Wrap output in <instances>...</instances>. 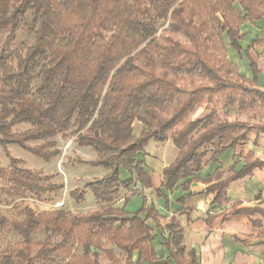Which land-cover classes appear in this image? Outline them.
<instances>
[{"label":"trees","instance_id":"16d2710c","mask_svg":"<svg viewBox=\"0 0 264 264\" xmlns=\"http://www.w3.org/2000/svg\"><path fill=\"white\" fill-rule=\"evenodd\" d=\"M235 2L238 9L233 7ZM168 17L170 32L181 34L187 43L157 40L156 23ZM262 18L264 0H0V36L8 33L13 38L25 27L33 40L23 56L14 57L0 48V146L9 160L7 169L0 168V179L37 199L61 191L62 185L22 168L6 151L8 146H17L50 162L60 155L52 141L59 135L74 138L79 148L94 153V160H77L78 164L105 172L85 186L99 206L92 213L73 217L60 211L36 214L25 208L20 212L21 221H9L0 214V228L10 225L23 241L15 264H44L77 240L84 253L70 257L69 264H99L88 257L93 246L90 234L95 231L109 237L127 259L137 252L134 264H165L156 258L150 230L138 217L146 213V219L156 220L154 209L145 210L143 205L132 218L121 219L122 213L114 208L121 191L133 184L132 179L121 182L120 171L134 168L139 183L151 188L136 162L137 155L150 141L171 139L178 155L163 170L164 188L170 191L186 180L185 189L198 180L196 175L207 156L202 149L210 147L208 162H215L247 141L256 127L221 122L212 113L197 121L188 117L211 104L212 97L234 90L241 95L237 103L241 110L264 105V89L255 87L259 77L255 64L250 61L251 81L236 74L240 82L234 83L221 77L233 66L223 53L220 57V47L225 50L222 33L240 53V26ZM102 32L109 33L108 37ZM12 56L14 66L10 65ZM180 75L188 76L189 81ZM244 96L250 99L245 101ZM227 100L234 104L230 94ZM135 122L143 127L138 137L133 135ZM178 124L181 128L169 137ZM18 125L28 129L14 132ZM255 168L264 169V163L247 156L239 173L222 181H218L222 175L215 174L217 182L207 191L216 193L215 202L225 200L227 185ZM155 193L161 197L160 192ZM70 196L75 202L84 200L80 190ZM82 227L91 230L83 241L78 234ZM40 229L61 236L62 241L39 244L33 253L31 236ZM166 231L169 236L163 246L169 261L199 264L194 252L184 259L182 229L175 219ZM0 264H13L11 256H5Z\"/></svg>","mask_w":264,"mask_h":264},{"label":"crops","instance_id":"0c3cea01","mask_svg":"<svg viewBox=\"0 0 264 264\" xmlns=\"http://www.w3.org/2000/svg\"><path fill=\"white\" fill-rule=\"evenodd\" d=\"M239 32L242 51L238 53L229 43L228 59L234 65L247 68V80L253 79L252 61L259 72V80L264 77V42L258 44L257 41L264 39V18L241 25ZM132 128L133 135L138 137L143 127L135 122ZM253 153L250 144H242L224 152L215 162H208L207 156L196 175L197 181L183 189L182 185L186 183L183 180L167 191L162 173L175 160L178 150L171 139L162 143L150 141L137 155L136 161L148 176L151 188L143 187L136 173L131 176L128 171L121 170L120 181L132 179L135 186L132 190L143 191V194H133L125 202L128 190L122 191L124 194L114 208L122 213L121 219L132 218L143 205L145 210L154 209L156 220L146 219V213L138 217L150 230L151 245L157 259L169 257L163 241L169 236L166 226L175 219L182 229L185 260L187 253L194 252L199 264H264V169L255 168L247 176L230 182L225 190V200L215 202L216 193L207 191L217 182L215 174L223 172L218 180L222 181L239 173L245 166L246 157ZM254 160L264 163L257 158ZM156 191L161 193V197L156 195ZM181 199L183 203L179 202ZM134 259H138L137 252Z\"/></svg>","mask_w":264,"mask_h":264},{"label":"rangeland","instance_id":"374dc122","mask_svg":"<svg viewBox=\"0 0 264 264\" xmlns=\"http://www.w3.org/2000/svg\"><path fill=\"white\" fill-rule=\"evenodd\" d=\"M18 0H13L16 2ZM235 9H238V4L235 2L233 5ZM74 17V15H73ZM219 19V15H216ZM206 19V17H205ZM170 19L169 17L165 20H160L156 23L157 34L156 38L161 42L165 39H172L180 41L182 43H187L186 39L181 34H175L169 30ZM102 35L108 37L109 33L102 32ZM222 44L224 45V52H222L221 43L220 47V57L222 58L223 54L230 62L227 56V47L229 46V41L225 36V33H222ZM33 40L29 36L25 27H21L13 38H9L8 33H4L0 36V48H5L7 53L14 55L23 56L26 50L31 46ZM264 42L263 40L257 41V43ZM260 43V44H261ZM223 53V54H222ZM13 57V56H12ZM14 57L10 61V65H15ZM231 63V62H230ZM233 70L230 69V73L225 71L221 74L223 79L229 80L234 83H239L240 80L236 74L246 78L247 68L244 69L241 66L234 65ZM182 79L189 81L188 76L180 75ZM196 79V78H193ZM247 79V78H246ZM250 79V78H249ZM251 81V80H249ZM187 83V82H186ZM37 84V81L34 82L33 90ZM256 89L262 91L264 89V77H260L257 84L255 85ZM231 95L234 99V104H230L227 100L228 95ZM241 95L238 94L237 90L231 92H225L219 95L212 97L211 104L204 105L201 109H198L194 114H191L188 119L192 121L201 120L210 113L213 114L214 118L221 122H239L246 123L252 128V131L247 136V141L244 144H250L251 148L255 153L251 154L250 160L260 159L264 161V105L259 103L249 106L248 108L241 110L238 108L237 103ZM250 97L244 96V100L248 101ZM181 126L176 125L170 132L169 137L173 136L174 131L180 129ZM27 125H18L13 128L14 132H20L27 130ZM74 128H70L69 131H72ZM68 131V132H69ZM66 132L64 135H67ZM74 138L66 137L63 138L62 135L57 136L52 139V141L57 145V148L60 151V155L56 158H53L50 162H44L43 160L32 156L29 153L24 152L17 146H8L6 151L8 155L21 162V167L29 170L33 173H41L43 176L51 177V184L62 185L63 189L57 193L45 195L37 199L33 194L29 192H23V190L13 189L11 184L7 180L0 179V214L6 217L9 221H21L22 216L20 212L29 208L36 214L42 213H53V212H64L68 216H81L88 213L96 211L99 206L95 203L91 194L85 190V186L93 181L102 177L105 173L104 170L99 168H90L84 165L78 164L77 160H82L85 162L92 161L95 158L93 152L89 149L79 148L75 142ZM39 143H31L30 146H38ZM253 146V147H252ZM206 152L207 156L209 155L210 147L202 149L200 152ZM206 156V157H207ZM137 159V158H136ZM137 162V161H136ZM9 166V160L6 157L5 151L0 146V168L7 169ZM134 168L128 171L129 175H134ZM223 172H218V175H222ZM135 186H131L128 189V193L124 196L131 197L133 194H143V191L132 190ZM75 190H80L84 192V200L82 202H75L70 193ZM131 191V192H130ZM124 194L121 191L120 197ZM128 199H126L127 201ZM119 199L114 203V206L117 205ZM119 225V224H118ZM91 230L87 227H82L79 231V236L83 241L84 235L89 233ZM166 233H164L165 235ZM90 241L93 246L89 247L88 257L92 260H95L99 264H134L136 261L134 259L135 253L132 255L131 259H127L126 254L118 250L112 240L106 235L97 233V231L90 234ZM151 237V236H150ZM62 237L56 234H51L50 232L40 229L36 231L31 236L32 242V251H36L39 244H54L60 243ZM152 241V240H151ZM22 238L18 235L17 232L13 230L10 225H7L3 228H0V261L5 258V256H11V262L15 264L16 255L23 249ZM66 246V252L54 254L46 261L44 264H69L71 262L70 257H82L83 256V244L77 241H71ZM152 246V245H151ZM163 261L165 264H173L169 259L165 257L158 258Z\"/></svg>","mask_w":264,"mask_h":264}]
</instances>
